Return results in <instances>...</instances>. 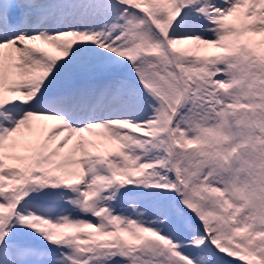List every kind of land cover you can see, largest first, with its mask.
<instances>
[{
  "label": "snow or ice",
  "instance_id": "6c2138e0",
  "mask_svg": "<svg viewBox=\"0 0 264 264\" xmlns=\"http://www.w3.org/2000/svg\"><path fill=\"white\" fill-rule=\"evenodd\" d=\"M0 264H264V0H0Z\"/></svg>",
  "mask_w": 264,
  "mask_h": 264
}]
</instances>
